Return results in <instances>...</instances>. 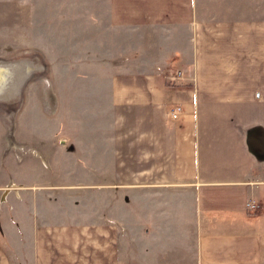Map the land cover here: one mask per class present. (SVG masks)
Listing matches in <instances>:
<instances>
[{
    "label": "crops",
    "instance_id": "crops-1",
    "mask_svg": "<svg viewBox=\"0 0 264 264\" xmlns=\"http://www.w3.org/2000/svg\"><path fill=\"white\" fill-rule=\"evenodd\" d=\"M46 1L42 17L59 25L84 10L144 30L167 53L108 76L101 102L114 120L91 126L85 169L45 166L40 138L0 154L41 168L1 166L0 264H14L21 241L33 264H264V14L254 0L216 10L202 0ZM2 2L0 34L31 32L30 5Z\"/></svg>",
    "mask_w": 264,
    "mask_h": 264
},
{
    "label": "rangeland",
    "instance_id": "rangeland-1",
    "mask_svg": "<svg viewBox=\"0 0 264 264\" xmlns=\"http://www.w3.org/2000/svg\"><path fill=\"white\" fill-rule=\"evenodd\" d=\"M42 1L47 2L14 0L13 8L28 5L32 8V26L28 27L31 32L14 27L0 34V62L10 67L13 75L8 77L6 93L0 94V154L9 150L10 142L18 144L23 139L40 138L39 143H45L46 151L41 152L45 153V166L76 172L87 166V137L97 131H92L91 126L102 128L114 120L110 108L101 102L108 88V76L148 70L167 50L151 48L144 30L108 25L106 18H89L84 10H80L79 17L63 18L64 25H59L54 16L42 17ZM202 3L208 10L252 6L251 0H202ZM254 8L264 14V0H254ZM27 149L20 150L19 160ZM34 152L38 153L36 149ZM57 155L61 158L57 159ZM7 157L0 158V169L1 166L5 171L41 169L37 160L30 161L27 156L12 164ZM18 244L10 251L14 264H33L26 250L29 243Z\"/></svg>",
    "mask_w": 264,
    "mask_h": 264
},
{
    "label": "bare ground",
    "instance_id": "bare-ground-1",
    "mask_svg": "<svg viewBox=\"0 0 264 264\" xmlns=\"http://www.w3.org/2000/svg\"><path fill=\"white\" fill-rule=\"evenodd\" d=\"M0 75L3 74L4 76L1 78L0 77V94L4 95L6 93V86H7V83H8V77L11 75L10 72H6V71H9V68H7L3 62H0ZM13 77V75H12Z\"/></svg>",
    "mask_w": 264,
    "mask_h": 264
},
{
    "label": "built area",
    "instance_id": "built-area-1",
    "mask_svg": "<svg viewBox=\"0 0 264 264\" xmlns=\"http://www.w3.org/2000/svg\"><path fill=\"white\" fill-rule=\"evenodd\" d=\"M180 111H181V106L179 104H173L169 108V114L172 118L178 117ZM247 205L253 206V204L251 203H247Z\"/></svg>",
    "mask_w": 264,
    "mask_h": 264
},
{
    "label": "water",
    "instance_id": "water-1",
    "mask_svg": "<svg viewBox=\"0 0 264 264\" xmlns=\"http://www.w3.org/2000/svg\"><path fill=\"white\" fill-rule=\"evenodd\" d=\"M1 64V63H0ZM4 64V63H3ZM7 68H9V70H10V67L9 66H7L6 64H4ZM10 73H11V70H10ZM11 75H12V73H11Z\"/></svg>",
    "mask_w": 264,
    "mask_h": 264
}]
</instances>
